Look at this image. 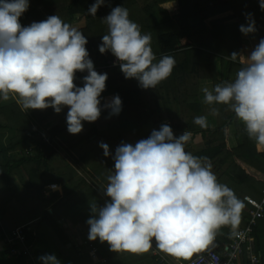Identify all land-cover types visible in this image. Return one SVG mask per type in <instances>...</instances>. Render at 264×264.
<instances>
[{
    "label": "clouds",
    "instance_id": "1",
    "mask_svg": "<svg viewBox=\"0 0 264 264\" xmlns=\"http://www.w3.org/2000/svg\"><path fill=\"white\" fill-rule=\"evenodd\" d=\"M29 2L0 0V100L13 98L25 110L51 107L58 114L67 107V130L73 135L81 133L82 122L97 121L104 109L109 116L119 115L118 95L101 106L108 76L94 70L86 36L57 15L22 26L20 17ZM103 4L104 0H95L88 13L96 16ZM259 6L264 11V0ZM246 20L240 32L255 33L251 13ZM102 21L108 34L102 36L99 52H111L126 79H136L143 89H155L171 76L175 58L165 55L157 60L151 35L142 34L127 8H112ZM241 57L235 79L212 90L203 88L204 101L227 106L244 124L248 137L264 145V38L249 55H230L234 62ZM85 71L83 87L77 86L76 73ZM211 113L219 114L216 107ZM194 123L206 128L207 118L195 117ZM189 140V133L176 137L168 124H162L134 145L122 142L114 155L101 142L104 156L114 161L103 190L110 200L103 207L90 204L88 239L106 242L113 252L132 253L148 252L155 240L165 253L186 257L209 246L222 226L232 232L226 238L233 235L224 225L238 226L243 203L218 181L210 162L186 151ZM50 187L60 190L57 184ZM38 259L41 264H61L55 254Z\"/></svg>",
    "mask_w": 264,
    "mask_h": 264
},
{
    "label": "trees",
    "instance_id": "2",
    "mask_svg": "<svg viewBox=\"0 0 264 264\" xmlns=\"http://www.w3.org/2000/svg\"><path fill=\"white\" fill-rule=\"evenodd\" d=\"M93 3L95 0H30L28 10L20 17L22 23L29 14L32 22H40L49 16L57 15L63 21L67 20L68 24L73 20L75 23L79 18H86L87 25L80 31L88 40L85 47L89 58L93 61L95 71L107 73L108 76L106 88L100 97L101 106L116 95L122 100V111L119 115L109 116V110L104 109L97 121L82 122L83 130L75 135L68 132L66 118L62 124H53L62 112L58 114L51 107L23 111L13 98L3 103L0 100V186L9 190L10 198H16L20 190L14 188L11 179L24 168L28 175V183L25 185V189L30 193L28 197L35 191V197L30 200L37 199L40 203L39 210L36 205L32 209L34 219L40 214L41 219L48 215L49 205L59 197V194H50L47 187L50 184H64L63 193L66 197L69 191L67 192L65 184H90L91 179L95 184H107L106 178L114 168V161L112 158L107 160V157L102 155V148L99 147L101 142L108 144L110 152L114 155L116 147L122 142L134 145L139 140L148 138L154 129L159 130L165 121L169 122L173 133L198 132L194 118L202 116L203 112L200 83L207 80L212 81L215 86L231 82L242 66L239 58L236 62L231 60L232 53L229 51L231 43L235 45L232 49L234 52H238L242 47L239 25H226L227 20L217 19L219 16L231 11L234 12L233 20L239 19L247 24L246 14L251 13L257 29L254 33L257 40L264 38V11L259 6V0H104L96 16L88 13ZM168 3H173V7L179 8V25L171 20L164 6ZM144 4V11H139L138 8ZM116 6L127 8L129 19L140 22L142 34L151 35V47L157 60L165 55L176 60L171 76L155 89H143L136 79H126L119 66H109V62L116 57L111 52H99L98 46L102 43V36L106 35V30L100 28L102 19ZM40 7L47 13L45 18L43 13L38 11ZM139 16L144 18V22ZM161 16L163 18H160ZM216 59L221 62L218 69L215 68ZM84 76V72L80 73L74 83L83 87ZM220 106L221 113L229 111L230 113L225 115L237 120L227 106ZM227 120H224V124ZM224 124L220 129L205 131L218 139L221 134H227ZM242 135L243 144L240 147L230 149L225 144L219 152L241 154L244 161L253 165L250 173L264 172V165L260 167L252 161H256V158L264 163V153L257 152V143L250 139L246 132ZM216 151L218 152V149ZM219 152L214 154L211 148H205L194 155L212 163ZM67 157L73 159L68 160ZM80 166L90 177H76L66 173L76 172L75 168ZM4 207L5 205L1 206V212L5 210ZM262 221L264 217L258 224ZM30 230L29 226H24V241H17L15 246L9 247V257L35 258V251L28 240ZM229 234L232 232L222 226L217 230L214 239L220 238L227 243L226 235ZM208 247L210 248H206ZM12 249L18 250L19 254L11 256ZM99 251L105 254L104 249L100 248Z\"/></svg>",
    "mask_w": 264,
    "mask_h": 264
},
{
    "label": "crops",
    "instance_id": "3",
    "mask_svg": "<svg viewBox=\"0 0 264 264\" xmlns=\"http://www.w3.org/2000/svg\"><path fill=\"white\" fill-rule=\"evenodd\" d=\"M171 9L177 10L179 8L174 7ZM38 11L40 14L41 12L43 13V18L47 16L43 7H40ZM168 13L170 12L168 11ZM227 13H231V11ZM179 14L178 12L174 18L171 17V20L174 21L175 18H179ZM232 16L229 15L225 18L226 20L228 19L226 25L227 23L235 21ZM30 17V14L27 15L25 20L21 21V25L29 26L33 23L30 21ZM248 36L250 35L248 34ZM205 87L212 90L214 88V83L206 80L204 82L202 81L199 85L204 106V113H202L203 116L207 118V127L202 128L199 126L197 133H189L190 140L185 145L186 151L194 155V153L202 151L205 148H211L215 154L218 153L222 145L225 144H227L230 149L240 147L243 144L242 134L246 132L244 124L239 119L235 120L233 117H227L225 113L228 114L230 113L229 111L221 113L220 109L222 106H210L206 104L202 91ZM110 100L111 99H108L107 102ZM211 107H216L219 114L213 115L211 113ZM209 113L212 115L208 116L207 114ZM225 119L228 120L224 124ZM220 120L223 121L222 124ZM162 124H169V122L165 121ZM223 124L227 129V134H221L218 139L205 131L215 130L217 128L220 129ZM183 133L184 132H177L174 133V136L179 137ZM216 149H218V152ZM257 152L259 154L264 153V145L257 144ZM255 160L256 161H252L258 163L260 167L264 165L262 160L258 161L256 158ZM211 165L212 171L217 176L218 181L231 188L243 203L239 223L237 224L238 226H243L247 218L246 212L249 209L244 201L245 196H251L256 199L260 198L261 192L264 189V172L257 171L255 173L254 171V173H250L253 166L251 162L244 161L241 154L231 155L227 154V151L226 154L225 151L219 152L218 157L213 159ZM73 175L76 176V174ZM87 176H89V174ZM14 178V184H12V180L11 184L14 188L20 190L16 198H10L11 196L8 189L0 191V209L2 205H5V210L3 212L0 211V264H41L38 258L44 254H55L61 264H162L160 255L172 256V254L165 253L158 249L155 240H153V246L148 252L132 253L129 251L113 252L106 242L101 243L99 239L96 241H90L88 239L89 226L86 221L91 216L90 204L97 203L98 206L103 207L105 202L110 200L109 197L103 194L106 184H65L67 186V192L69 191V195L66 197L63 193L64 184L54 183L60 186V190L50 191V194H59V197L49 205L48 209L46 208L48 215L41 219L40 214L37 219H34L32 209H34L36 205L39 210L40 203L37 199L30 200L32 197H35V191L31 192L30 198L28 197L30 193L25 189V185L28 183L26 170L23 168L22 172H20V174L17 173ZM25 216L29 218V221L26 223H19V221L22 220L21 218ZM260 223V225L258 224V229L255 231V228L252 234L251 247L254 255L258 256L260 259L259 264H264V221ZM24 226H29L31 228V232L28 233V240L31 242L29 244L33 246L35 251V258H11L7 256L5 250L6 236H10L8 234L13 232L14 229ZM223 235L225 236V233H223ZM226 245L227 243L218 238L213 239L212 243L209 245L210 248L208 247L205 249H215L219 252H223ZM93 247H97V249H95L96 252L92 250ZM100 248L105 250V254L99 251ZM238 264L252 263L245 255L239 260Z\"/></svg>",
    "mask_w": 264,
    "mask_h": 264
},
{
    "label": "built area",
    "instance_id": "4",
    "mask_svg": "<svg viewBox=\"0 0 264 264\" xmlns=\"http://www.w3.org/2000/svg\"><path fill=\"white\" fill-rule=\"evenodd\" d=\"M112 66H119V62L114 59ZM81 72H77L78 76ZM85 75L88 73L85 71ZM49 191H54L48 186ZM245 202L249 209L247 211V218L243 226L224 225L233 231V235L227 236L228 241L223 252L215 249H203L192 253L190 257H176L174 255L168 257L167 255H160L162 264H238L243 256H247L252 264H259L260 259L254 255L251 247L252 233L258 224V221L264 217V190L262 197L256 199L250 196L245 197ZM23 228L20 227L11 233L9 246H15V242L22 241L23 243ZM95 250V249H94ZM19 254L18 250L12 249L11 256L15 257ZM28 254V252L26 253Z\"/></svg>",
    "mask_w": 264,
    "mask_h": 264
},
{
    "label": "rangeland",
    "instance_id": "5",
    "mask_svg": "<svg viewBox=\"0 0 264 264\" xmlns=\"http://www.w3.org/2000/svg\"><path fill=\"white\" fill-rule=\"evenodd\" d=\"M172 4L173 3H168V4H165L164 6H165V8H166V10H167V12L169 11L170 13V17H173L174 18V16L176 15V14H178V12L180 13V10L179 9H177V10H172L171 8H174L173 6H172ZM172 6V7H171ZM145 7V4L144 5H141L139 8H138V10L139 11H144V10H142V8H144ZM171 7V8H170ZM168 8H170V9H168ZM176 11H178V12H176ZM232 13V14H231ZM231 13H226V14H224V15H222L220 18H227L229 15L230 16H232L233 14H234V12H231ZM167 15V13L165 14V16ZM139 17H141V16H139ZM142 19H143V22H144V18L143 17H141ZM160 18H163L162 16L160 17ZM219 18V19H220ZM178 18H175L174 19V22L177 24V25H179V22H178ZM228 20V19H227ZM74 21V20H73ZM71 22V23H69L70 25H72V26H74V27H77L79 30H81V29H83V28H85L86 27V18H79V19H77L76 21L77 22ZM64 22H66L67 23V20L65 21L64 20ZM134 22H137L138 23V25H140V22L138 21V20H136L135 19V21ZM238 23V29H240V26L241 25H247V24H244V23H242L241 22V20L239 21V19L237 20H235V21H233L232 23H227V25H231L232 26V24H237ZM100 28L102 29V30H106V33L105 34H108V26H107V24L105 23V22H103L102 23V25L100 26ZM231 30V29H230ZM233 32H235V31H233ZM239 33H240V37H241V40H242V47H241V49H239L238 50V52L237 53H239L240 52V54L241 55H244V56H247V55H249L250 53H251V51L252 50H254V48L256 47V45H258V43H259V41L257 40V38H256V36H255V34L254 33H252V34H249L250 36H248V35H245V34H243V33H241L240 32V30H239ZM254 34V35H253ZM255 39H256V41H255ZM229 45V44H228ZM231 45H232V47H229V51H230V53H233L234 52V50H232L233 49V47L235 46L233 43H231ZM114 59H116V58H114ZM114 59L112 60V61H110L109 63H112L113 61H114ZM243 58L241 57V58H239V62L242 60ZM216 64H215V68H219L220 66H221V62H220V60L219 59H216ZM220 74V72H218V75ZM204 82V81H203ZM201 92V91H200ZM202 96V95H201ZM9 101H11V98L9 99ZM3 102H6V101H3L2 100V103ZM21 107V106H20ZM24 111H25V109H23ZM68 108L67 107H65L63 110H62V113L61 114H59L56 118H55V121H53V124H55V123H57V122H59V123H63L62 121H64L63 119L64 118H66V115H67V112H68ZM203 113H204V106H203ZM203 113H202V116H203ZM208 116H211L212 114L211 113H209V114H207ZM221 121V124L223 123V121L222 120H220ZM196 127H197V129H199V125H196ZM216 127V126H215ZM33 152V151H32ZM103 156H104V154H102ZM72 157L74 158V161H75V157H74V155H72ZM72 157H67V159L68 160H72L73 158ZM105 157V156H104ZM106 158V157H105ZM111 159V156H109V157H107V160H110ZM106 161V160H105ZM77 171L76 172H70V171H67L66 173H70V174H76V175H85V176H87L88 175V172L87 171H84L83 170V167H77V168H75ZM87 177H89V176H87ZM14 177H12V184H14ZM90 182V184H95L94 182H92V180H90L89 181ZM0 188H1V186H0ZM1 190H4L3 188H1L0 189V191ZM22 220H20L19 221V223H26V222H28L29 221V218H27V216H25V217H22L21 218ZM16 229H18V228H16ZM16 229H14V231L16 230ZM12 233V232H11ZM11 233L10 234H8V235H10L11 236ZM10 236H6V239H5V241H6V253H7V256H8V252H9V245L7 246V242L9 241V237Z\"/></svg>",
    "mask_w": 264,
    "mask_h": 264
},
{
    "label": "snow or ice",
    "instance_id": "6",
    "mask_svg": "<svg viewBox=\"0 0 264 264\" xmlns=\"http://www.w3.org/2000/svg\"><path fill=\"white\" fill-rule=\"evenodd\" d=\"M191 255H192V253H189L188 256H186L185 258L190 257Z\"/></svg>",
    "mask_w": 264,
    "mask_h": 264
}]
</instances>
